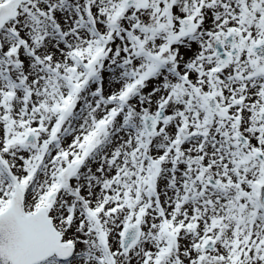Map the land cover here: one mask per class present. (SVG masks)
Masks as SVG:
<instances>
[{
    "label": "snow or ice",
    "instance_id": "obj_1",
    "mask_svg": "<svg viewBox=\"0 0 264 264\" xmlns=\"http://www.w3.org/2000/svg\"><path fill=\"white\" fill-rule=\"evenodd\" d=\"M0 264H264V0H0Z\"/></svg>",
    "mask_w": 264,
    "mask_h": 264
}]
</instances>
